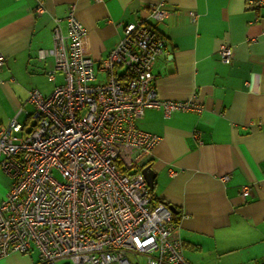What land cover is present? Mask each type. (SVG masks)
<instances>
[{"label": "crops", "instance_id": "1", "mask_svg": "<svg viewBox=\"0 0 264 264\" xmlns=\"http://www.w3.org/2000/svg\"><path fill=\"white\" fill-rule=\"evenodd\" d=\"M0 0V125L32 127L31 89L49 95L62 83L40 59L53 46L59 19L67 33L69 7L86 27L84 55L97 68L118 45L129 22L155 24L166 39L153 67L162 99H196L203 110L148 108L140 129L160 137L146 165L155 172L152 196L174 206L184 256L192 264H239L264 258V0ZM163 3L162 21L151 16ZM230 47V60L220 55ZM106 74L97 69V79ZM61 81V82H60ZM145 165V166H146ZM144 166V167H145ZM142 167V169L144 168ZM228 175L224 180L223 176ZM13 180L0 168V203ZM250 195L242 194L243 187ZM39 252H11L0 264H35Z\"/></svg>", "mask_w": 264, "mask_h": 264}, {"label": "built area", "instance_id": "2", "mask_svg": "<svg viewBox=\"0 0 264 264\" xmlns=\"http://www.w3.org/2000/svg\"><path fill=\"white\" fill-rule=\"evenodd\" d=\"M247 3L259 7L263 0ZM151 8L158 22L169 13L163 3ZM66 20L67 33L57 19L53 46L37 51L40 59H55L48 79L60 72L63 82L49 95L30 90L35 125L16 118L0 125V168L13 180L0 203V257L37 249L35 264H140L130 254L145 256L146 264H192L173 212L163 202L152 204L142 167L160 137L137 121L148 108L163 109L169 117L175 111L200 112L203 105L194 98L158 96L153 67L166 39L155 24L127 23L97 68L84 55L87 29L74 5ZM220 55L230 60V47L222 46ZM4 60L0 53V66ZM97 69L104 80L97 79ZM242 194L249 196L250 189L243 187ZM239 264H264V258Z\"/></svg>", "mask_w": 264, "mask_h": 264}, {"label": "water", "instance_id": "3", "mask_svg": "<svg viewBox=\"0 0 264 264\" xmlns=\"http://www.w3.org/2000/svg\"><path fill=\"white\" fill-rule=\"evenodd\" d=\"M142 173L144 174V177L146 178V181L148 183L150 190H153L154 189L155 172L152 169L151 165H146L142 169ZM169 208L171 209L172 212H176V209L174 208V206L170 205Z\"/></svg>", "mask_w": 264, "mask_h": 264}, {"label": "rangeland", "instance_id": "4", "mask_svg": "<svg viewBox=\"0 0 264 264\" xmlns=\"http://www.w3.org/2000/svg\"><path fill=\"white\" fill-rule=\"evenodd\" d=\"M54 174L58 178L61 177L60 174L57 171H55ZM130 259H131L132 262H140V264H146V257L143 256V255H136L135 256V255L130 254Z\"/></svg>", "mask_w": 264, "mask_h": 264}, {"label": "trees", "instance_id": "5", "mask_svg": "<svg viewBox=\"0 0 264 264\" xmlns=\"http://www.w3.org/2000/svg\"><path fill=\"white\" fill-rule=\"evenodd\" d=\"M121 168H122L123 170H127V171L129 172V170H128L127 168L123 167L122 165H121ZM150 192H151V194H152V190H150ZM159 202H163V203H165L166 205H168V204H167L166 202H164L163 200H160L159 198H155V197L152 196V204H153V205H157ZM168 206H170V205H168ZM173 219H174V215H173Z\"/></svg>", "mask_w": 264, "mask_h": 264}]
</instances>
